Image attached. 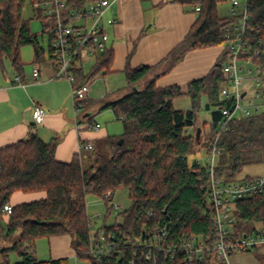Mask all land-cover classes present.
<instances>
[{
  "label": "trees",
  "instance_id": "1",
  "mask_svg": "<svg viewBox=\"0 0 264 264\" xmlns=\"http://www.w3.org/2000/svg\"><path fill=\"white\" fill-rule=\"evenodd\" d=\"M35 1L31 0L32 5ZM91 1L94 0H67L69 6H83ZM178 1L194 5L198 12L196 20L182 40L154 64H131L138 39L134 40L121 70L125 85L118 89L120 94L115 99H106V93L98 108L112 109L122 121L123 131L107 135L104 149L95 146L88 166L78 154L71 161L58 160L55 155L58 138L45 141L36 132L0 148V264H70L68 257L39 260L28 250L38 238L61 234L72 236L77 256L90 264H218L212 251L189 261L182 250L174 257H165L155 249L149 255L141 245L156 227L163 225L168 226L164 246L181 238L213 243L214 226L208 214L212 208L209 162L189 163V156L198 151L201 143H206L209 154L214 146L220 150L215 156L213 174L224 182L250 177L241 175L243 168L264 162V110L237 116L224 126L219 124L221 105L231 102L221 96L226 79L222 68L225 49L209 72L188 82L185 89L179 84H157L189 50L226 43L224 27L236 19L219 13V5L229 0ZM24 4L25 0H0V62L4 56L9 57L19 75L24 65L22 46L31 44L37 60H49L52 47L47 21L34 8L35 15L46 21L48 50L41 46L38 33L32 31L30 19L22 18ZM248 12L247 37L253 47L262 50L264 0H250ZM113 60L114 48L109 45L89 70L81 67L74 71V85H82L98 73H113ZM254 61L263 75L264 54ZM182 97L190 98V108L174 106V101ZM90 105L88 98L84 110ZM202 109H212L211 121L199 124L198 112ZM207 123L209 131L205 133ZM188 127L196 128L194 135L185 132ZM198 127L201 131L197 138ZM122 190L127 192L131 205L119 212L121 220L116 227L104 225L107 235L114 233L117 251L111 256H93L88 252L93 227L87 196L93 194L104 200V224L113 212V197ZM16 191H45L46 196L12 204ZM108 191L111 194L106 196ZM7 203L12 204L10 213L4 210ZM236 212L239 228H249L257 222L264 224V192L238 200ZM11 252L18 253V262H11Z\"/></svg>",
  "mask_w": 264,
  "mask_h": 264
},
{
  "label": "built area",
  "instance_id": "2",
  "mask_svg": "<svg viewBox=\"0 0 264 264\" xmlns=\"http://www.w3.org/2000/svg\"><path fill=\"white\" fill-rule=\"evenodd\" d=\"M118 0H94L83 6H69L67 0H36L34 8L39 10L48 23L52 34V47L49 61L53 65L55 78L66 79L71 84V96L75 112L78 114L84 110V101L89 98L92 91L94 78L82 85L75 86L74 71L81 67L85 68V57L94 60L110 45L111 36L109 26L117 23V19L107 15L109 7ZM250 0H229L231 14L236 19L224 27L227 37L225 50L226 58L222 63L226 75L221 89V96L231 100L229 104L221 105L222 118L220 126L237 116H248L264 110V85L256 78L255 88L252 94L244 88L245 78L252 72L251 68L244 70L242 63H251L256 66L257 75L261 68L254 59L264 54V49L253 47L247 33L250 18L248 5ZM200 10V6H196ZM257 28L255 26L252 30ZM36 80L40 78V64L36 62L32 70ZM16 81L20 77L16 76ZM46 110L42 105H35L33 120L35 124L43 122ZM98 128V124H95ZM191 128V127H190ZM186 133L190 130L186 128ZM93 148L91 142H85L81 149ZM220 150L214 146L209 158L210 166V201L211 210L209 218L214 226V241L210 245L207 240L194 238H181L175 244L163 245L167 234V225L158 226L153 234L147 236L141 245L147 248V254L151 255V249L159 250L165 257H174L179 250L185 252L189 261L202 257L205 251H212L218 264H231L230 257L234 252L245 251L255 248L264 243V224L255 223L249 228L237 226L238 216L236 202L255 194L264 192V174L240 177L236 180L224 182L215 178L213 166L215 156ZM197 162H200L197 160ZM111 194L110 191L106 196ZM113 211L118 215L113 222L104 223L100 226L91 220L93 227L89 253L93 256L104 257L113 255L116 250L114 233L107 235L104 225L116 227L120 222V205L115 204ZM8 213L12 210V204L4 205ZM98 216H101L100 214Z\"/></svg>",
  "mask_w": 264,
  "mask_h": 264
},
{
  "label": "crops",
  "instance_id": "3",
  "mask_svg": "<svg viewBox=\"0 0 264 264\" xmlns=\"http://www.w3.org/2000/svg\"><path fill=\"white\" fill-rule=\"evenodd\" d=\"M153 7L159 9L155 11ZM107 15L117 19L116 24L109 26L111 39L113 37L115 40L110 41V45L114 48L112 69L115 73L122 72L127 54L143 26L148 30L139 39L137 49L131 58L133 66L150 65L161 60L182 40L197 18V15L186 10L184 4L178 0H119L109 7ZM129 38L133 40L127 41ZM211 47L213 46L189 50L183 60L165 75L184 77L185 89L188 82L205 76L217 62L220 50L215 52ZM21 60L24 63L22 75H19L12 62L11 67H6L2 61L0 148L19 139H26L31 132H36L45 141L53 137L58 138L55 151L58 160L71 161L78 154L83 162H86L93 157L95 146L99 143L105 146L104 138L107 135L122 132L113 127L112 119L116 118L113 110L108 108L107 112L105 110L99 113V117L106 113V117L109 118L105 126L96 119L97 113L101 111L98 109L100 100L105 96L108 97L109 94L105 95L107 92H99L97 98L92 97L91 93L89 96L91 105L77 114L72 101L71 84L66 79L54 77L55 69L47 58L38 60L36 57L33 60L21 58ZM36 62L40 64L39 80H36L32 74ZM29 64L31 66H28ZM192 74L197 76L192 77ZM16 76L20 77L19 81H16ZM163 76L157 80L159 86L179 84L177 81H167ZM37 104L42 105L46 110L44 120L40 124H35L33 120V109ZM95 124H98V128L94 127ZM85 142H91L93 148L81 149V145ZM45 196V191H16L11 203L30 202ZM38 239H46L40 257L36 254L39 260L68 257L71 264H82L86 261L77 256L70 234ZM36 247L35 244V252H38Z\"/></svg>",
  "mask_w": 264,
  "mask_h": 264
},
{
  "label": "rangeland",
  "instance_id": "4",
  "mask_svg": "<svg viewBox=\"0 0 264 264\" xmlns=\"http://www.w3.org/2000/svg\"><path fill=\"white\" fill-rule=\"evenodd\" d=\"M184 8L188 11H191L195 15H198V12L194 10V5L192 3H189V2L184 3ZM153 9L156 11L159 8L153 7ZM230 9H231V4L229 1L219 5V13L221 16L232 15ZM22 18L23 19H30V25H31L32 31L35 33H38L39 42H40L41 46L45 47L48 50L50 40H49V33L47 31V28L44 25V23H46V21H44L45 19L43 20V18L35 15L34 6L32 5L31 0H25V4L23 7V11H22ZM145 27L146 26H143V28L141 29V31H139V33L137 34V37L135 38V39H138L137 45L139 44V39L141 38V36L144 35L148 30ZM132 40L133 39L130 40V38H129V40H127V41L131 42ZM111 41L112 42L115 41V40H113V37H112ZM225 45H226V43H223L221 45H216V46H213L211 48H212V50H215V52L217 50L218 51L220 50L219 56H218V57H220V55L222 54V52L225 49ZM20 54H21V58L23 60H27V59L33 60L35 58L34 48L31 44H27V45L22 46L20 49ZM84 61H85V69L89 70L92 67V65L94 64L95 60H94V58L86 56ZM3 63L5 64L6 67H9V66L11 67V60L9 57L4 56L3 57ZM28 66H31V65L29 64ZM242 66H243L245 71H247V68L252 69V72L248 73V76H246L245 82H244L245 83L244 88H247L248 92L250 94H252L254 91V88H255V83L257 81L256 78L260 79L262 85H264V74L263 75H257L256 66L254 64L242 63ZM1 68H2V64L0 62V71H1ZM192 75H193L192 77L197 76L195 74H192ZM163 78H165L167 81H177L179 83V85L182 87L186 85V82H184L185 78L184 77L182 78V76L164 75ZM125 83H126V79H125L124 73H122V72H120V73L113 72V73H109V74L98 73L94 77V81L92 82V91L90 92V94L92 93L91 96L97 98V95H99V92H107V93L109 92L108 93L109 95L106 99H115L120 94L118 89L121 88L122 86H124ZM202 100L204 103L205 98L203 97ZM174 106L176 108H184V109L190 108L191 107L190 98L189 97H182V98L176 99L174 101ZM212 108L216 109V106H213ZM107 109H103V110L99 111L96 115L97 121L102 126L106 125V122L108 121L109 118L106 117V113H104V115L102 114V117H99V113H102L105 110H106L105 112H107ZM110 110H112V109H110ZM108 112H109V110H108ZM80 113H82V112H80ZM211 114H212V109L211 110H208V109L200 110L198 112V122L197 123L203 124V121L210 122L211 121ZM112 122H113L114 129L118 128V131H123L122 121L113 117ZM187 129L190 130V133L192 135L195 134V131H196L195 127H191V128L188 127ZM208 131H209V124L207 123V125L205 126L204 132L206 133ZM201 139H202V141H204V139H205L204 133H203ZM100 144L101 143H99L98 146H100L101 149H104L105 146L100 145ZM205 145H206V143H201L200 147H198V151L189 156V163H193L195 160H199L201 163L204 164V163L209 161L211 154L206 152L207 149H206ZM89 162H91V161L87 160L84 163L85 167L89 165ZM261 174H264V162L247 165L243 168V170L241 172V175H249V176H256V175H261ZM113 202L115 204L120 205V210H122L124 208H128L131 205V200H130L127 192H125L123 190L119 191L115 194V196L113 197ZM87 209H88L90 219L95 221L97 224L103 223V221L105 220V214H106V204L102 198H100L96 195H93V194H89L87 196ZM99 214L101 216H98ZM117 215L118 214L113 211L112 214L109 216V218L106 220V223L113 222ZM44 242H46V239H38L33 243V245L28 247V250L33 255L36 256V254H37L40 257L41 251L43 248V244L45 245ZM35 244L37 246L36 248H37L38 252H35V249H34ZM10 259H11L12 263L18 262L20 260L17 252H11L10 253ZM85 260H86V261H84L85 263H82V264H90V262L87 259H85ZM230 262H231V264H264V243L258 244L255 248H252L250 250L234 252L230 257ZM74 264H76V263H74Z\"/></svg>",
  "mask_w": 264,
  "mask_h": 264
},
{
  "label": "water",
  "instance_id": "5",
  "mask_svg": "<svg viewBox=\"0 0 264 264\" xmlns=\"http://www.w3.org/2000/svg\"><path fill=\"white\" fill-rule=\"evenodd\" d=\"M206 106H207V108H208V107H209V104H207ZM200 131H201V128L198 127V128H197V132H196V136H197V138L200 136ZM120 143H122V140H120Z\"/></svg>",
  "mask_w": 264,
  "mask_h": 264
}]
</instances>
